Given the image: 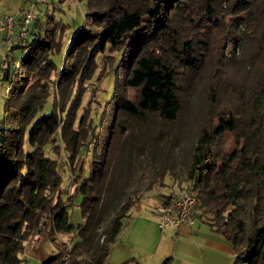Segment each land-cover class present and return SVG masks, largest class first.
Masks as SVG:
<instances>
[{
  "label": "trees",
  "instance_id": "1",
  "mask_svg": "<svg viewBox=\"0 0 264 264\" xmlns=\"http://www.w3.org/2000/svg\"><path fill=\"white\" fill-rule=\"evenodd\" d=\"M32 22L25 41L11 43L22 48L18 63L12 68L4 58L0 264H22L23 241L42 228L57 246L42 264H103L140 196L133 187L119 199L131 155L155 160L146 190L173 173L178 138L155 128V118L174 122L199 79L187 189L230 242L233 264H264V0H86L60 67L52 55L62 51L64 27L49 18ZM107 49L119 52L116 64L107 56L113 92L93 125L89 110L77 118L78 110ZM50 96V112L39 114ZM86 143L90 171L74 189L84 221L74 225L58 159L46 146L62 148L73 163ZM70 233L72 245L58 241Z\"/></svg>",
  "mask_w": 264,
  "mask_h": 264
},
{
  "label": "rangeland",
  "instance_id": "2",
  "mask_svg": "<svg viewBox=\"0 0 264 264\" xmlns=\"http://www.w3.org/2000/svg\"><path fill=\"white\" fill-rule=\"evenodd\" d=\"M25 9H32L36 13L35 19L39 18L40 21L46 22L47 18H49L52 20V24L55 23L58 25V28L64 27L65 31L62 41V51L61 53H54L52 55L57 66L60 67L63 53L68 46L71 37L83 24L84 12L86 11V0H0V20L5 14H12L15 16V25L17 24L14 30L15 36L11 42L6 41L3 32L0 33V122L3 117V106L8 90V84L2 77L3 69L5 67L4 58L7 56L6 54H8V59L11 60V67L13 68L23 54L22 48L17 47L10 49V46L11 43L17 40L16 33L19 31V14ZM32 25L33 22L31 23V26ZM109 54L115 55V64L118 61L119 52L117 51L110 53L107 49L105 52L98 54L96 57L97 68L95 74L86 82V91L83 94L81 106L78 110L77 118L88 109L93 125L98 124L99 115L102 111L103 105L108 99H110L113 92L114 75L113 69L108 65L107 61V56ZM202 83V79H199L195 87L189 93L184 94L182 110L174 122L164 123L159 118H155V128H163L164 130L169 129V133L178 138V144L174 147L173 173H167L160 182H157L153 186L152 189L146 190L145 186L148 183L155 160L148 154L136 157L133 152L131 155L133 162L131 179L127 187L120 194V200L124 199L133 187H136L140 196H144L141 198V203L151 205V207H149V212L153 214V208L158 205L161 200V195L158 192L165 191V187H168L171 192H175L181 189H186L192 185V181L187 178V166L189 152L195 138V116L198 109V97ZM135 93V89H129V96L131 98L134 97ZM51 103L52 97L50 96L39 114L50 112ZM139 140L141 139L139 138L137 143H139ZM57 152L58 153H55L53 151L52 144L46 146L47 155L58 159V167L62 175L61 189L65 191L64 197L69 198V204L67 206L69 221L74 225H77L82 223L84 218L80 210L81 194H75L74 189L81 176L89 174L91 159L90 144L86 143L82 146L78 155L75 156L73 163L69 162V157L62 148ZM70 164L75 168V172L73 173V176H75V183L71 182L72 173L69 167ZM80 167H83V169L79 175L78 168ZM122 173L124 176V169ZM154 188L157 193H153L155 192L153 190ZM198 214L203 215L199 209L196 211L195 215L197 216ZM155 226L159 232L167 229H160L156 223ZM57 239L59 242H67L68 245H72L74 240H76L72 233L60 234ZM23 244L24 250L21 254V257L23 258L22 264H42V261L46 257L57 252L56 243L47 235L44 228H42L39 233H32L23 241ZM66 258L67 255L65 253L64 259Z\"/></svg>",
  "mask_w": 264,
  "mask_h": 264
},
{
  "label": "crops",
  "instance_id": "3",
  "mask_svg": "<svg viewBox=\"0 0 264 264\" xmlns=\"http://www.w3.org/2000/svg\"><path fill=\"white\" fill-rule=\"evenodd\" d=\"M170 192L168 187L158 192L161 200L153 214L151 205L141 203L144 196L138 197L103 264H162L165 259L168 264H233V247L204 215L198 214L192 225L157 230L155 214Z\"/></svg>",
  "mask_w": 264,
  "mask_h": 264
},
{
  "label": "built area",
  "instance_id": "4",
  "mask_svg": "<svg viewBox=\"0 0 264 264\" xmlns=\"http://www.w3.org/2000/svg\"><path fill=\"white\" fill-rule=\"evenodd\" d=\"M36 13L32 9H25L19 14V31L16 36L25 41L31 22ZM15 16L5 14L0 20V33L3 32L7 42H11L15 36ZM198 200L190 189H181L170 192L161 208L156 212V223L159 228L167 226L192 225L195 222ZM68 256V255H67Z\"/></svg>",
  "mask_w": 264,
  "mask_h": 264
}]
</instances>
